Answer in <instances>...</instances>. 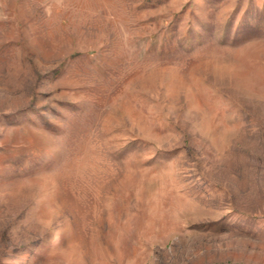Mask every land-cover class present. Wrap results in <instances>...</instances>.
<instances>
[{
	"label": "rangeland",
	"instance_id": "1",
	"mask_svg": "<svg viewBox=\"0 0 264 264\" xmlns=\"http://www.w3.org/2000/svg\"><path fill=\"white\" fill-rule=\"evenodd\" d=\"M0 264H264V0H0Z\"/></svg>",
	"mask_w": 264,
	"mask_h": 264
}]
</instances>
